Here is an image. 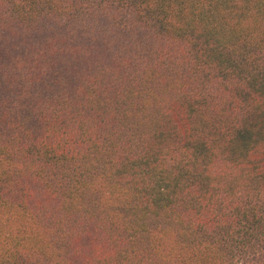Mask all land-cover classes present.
I'll return each mask as SVG.
<instances>
[{"label": "trees", "instance_id": "16d2710c", "mask_svg": "<svg viewBox=\"0 0 264 264\" xmlns=\"http://www.w3.org/2000/svg\"><path fill=\"white\" fill-rule=\"evenodd\" d=\"M0 264H264V0H0Z\"/></svg>", "mask_w": 264, "mask_h": 264}]
</instances>
